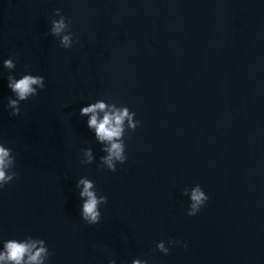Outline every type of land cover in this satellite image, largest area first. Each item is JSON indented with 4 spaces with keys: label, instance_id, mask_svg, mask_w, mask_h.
<instances>
[{
    "label": "water",
    "instance_id": "obj_1",
    "mask_svg": "<svg viewBox=\"0 0 264 264\" xmlns=\"http://www.w3.org/2000/svg\"><path fill=\"white\" fill-rule=\"evenodd\" d=\"M55 9L70 48L50 33ZM10 57L45 84L16 116ZM97 100L140 122L115 171L80 115ZM0 143L17 173L0 188V250L30 236L45 264H264V0H0ZM81 177L107 198L94 225ZM197 184L208 199L189 216Z\"/></svg>",
    "mask_w": 264,
    "mask_h": 264
},
{
    "label": "clouds",
    "instance_id": "obj_2",
    "mask_svg": "<svg viewBox=\"0 0 264 264\" xmlns=\"http://www.w3.org/2000/svg\"><path fill=\"white\" fill-rule=\"evenodd\" d=\"M58 19H51L50 33L59 40V46L70 48L73 44V34L69 31L70 22L60 14V9L54 10ZM3 67L10 70L7 77V87L11 90L15 98L9 97L7 107L11 109L10 115L20 114V102L27 101L29 97L38 95V89L45 87L44 77L25 72L19 78L11 74L15 68L13 58L3 60ZM107 109V110H106ZM98 113H103L99 116ZM80 115H87V127L95 129L96 138L101 142H107V146L102 149L107 155L100 157L101 166L110 171L116 170L117 162L123 164L126 160L124 134L125 125L129 130H135L139 125L138 120H134L135 113L129 111L126 106L117 107L115 103L107 105L97 100L95 103H89L80 108ZM82 164H89L93 161L92 149L82 150ZM15 163V157L12 149L5 147L0 143V188L9 184L17 175L12 171ZM77 187L80 188L79 197L82 200L80 216L90 225L99 223L101 212L99 206L107 202L104 195H97L94 183L81 177L77 181ZM183 194L189 197V207L187 214L195 215L207 201L208 196L202 190L199 184L185 188ZM180 243V241H169V244ZM156 248L163 253L168 252V248L161 241L156 244ZM49 255L45 241L39 238L26 237L22 240L7 239L3 241V248L0 250V264H45V259ZM108 264H115V260H109ZM131 264H148L147 260L133 259Z\"/></svg>",
    "mask_w": 264,
    "mask_h": 264
}]
</instances>
